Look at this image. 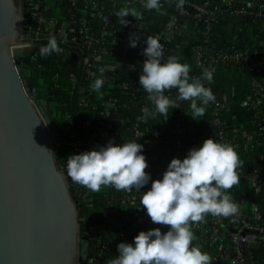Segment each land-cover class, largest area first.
I'll use <instances>...</instances> for the list:
<instances>
[{"label":"crops","instance_id":"0c3cea01","mask_svg":"<svg viewBox=\"0 0 264 264\" xmlns=\"http://www.w3.org/2000/svg\"><path fill=\"white\" fill-rule=\"evenodd\" d=\"M77 0L76 6H80L78 13L86 18L94 16L98 8L112 15L114 20L115 35L119 36L117 44L109 43L101 52L99 62L94 67H88L93 83L96 78L105 79V84L100 92L91 88L85 93L84 104L79 114L82 122L85 124L95 122L105 107H112L124 116L143 115L142 109L152 105L148 100V94L141 88L139 77L142 73V65L147 59L142 55V44H146L149 35L160 37L162 33L165 37V59L168 55H175L181 63H187L191 66L190 75L200 77L198 67V49L204 44L205 38L210 37L212 48L220 49L227 45L247 46L250 53H257L264 57V19L254 21L239 12H230L226 14L223 20H215L214 24L207 31L203 26L197 28L191 19H180L181 12L176 7V0H161L163 7L159 12L156 10H147L143 7L144 0ZM41 13L45 16V21L50 19V26L64 25L70 26L67 16V5L69 0H44L41 2ZM134 8L141 16V19L129 15L127 19L130 23L127 26L119 21L114 15L123 7ZM175 17V23L171 29L166 25ZM93 18V17H92ZM181 20V21H180ZM162 32V33H161ZM137 35L140 42L135 48L130 46V36ZM27 56H24L26 60ZM27 66L24 69L32 82L43 94H48L52 89L58 92V98L55 96L49 102L51 115L57 130L66 136V141L62 142L58 153L63 160L67 159L72 148L71 131L69 119L67 116L66 103L57 102L56 99H68L74 86V76L81 68V59L79 56H72L67 52L52 53L47 57H42L38 52L34 55V60L26 61ZM104 72L101 76L100 69ZM213 71V82L203 81L206 87H210L216 96V102H219L221 109V119L224 121L227 129L228 141L218 140L211 137L210 133L217 125V118L213 115L212 104L207 107L206 113L198 117L199 121L191 117L190 102L178 101L181 108L169 109L168 118L156 117L143 121L140 128L149 129L160 136H169L177 120H183L190 129L184 147L166 145L158 141L148 143L144 140L143 134H128L124 132L116 144L125 142H138L144 145L143 154L146 156L149 167L146 169L151 174L152 180L162 179L163 173L167 170L173 158L183 160L190 149L193 147H202L203 139H215L219 143L231 144L237 151L243 166L237 169L239 184L229 190L231 197L238 204L242 216H252L255 213L264 214V183L253 180L241 173H248L251 169L257 168L264 171V103L258 109L251 108L247 104L248 97L255 91L260 84L261 91L264 93V69L249 71L244 67L233 64H223L215 62L211 66ZM138 91V98L131 102V91ZM178 89L166 93L170 99L176 100ZM50 92V91H49ZM49 95H52L49 93ZM68 119V121H67ZM107 130V128H106ZM108 131V130H107ZM104 145L107 144L110 135L102 136ZM202 139V140H201ZM86 151L95 148H86ZM98 149V148H97ZM157 157L152 160L154 155ZM75 191L84 192V195L78 197L81 204V210L87 222L105 224V222H121L124 229L118 227L106 226L103 239L106 248L98 254L95 247H92L90 256H94L96 264H106L107 260L118 256V244L121 242L133 243L134 237L139 234L135 230L139 227L135 222L137 206L135 203L124 204L115 203L113 196L118 190L112 187H102L98 193H93L85 187L75 183ZM80 195V194H79ZM119 210V213L115 212ZM119 216V217H118ZM205 219L215 220L217 222H239V216L229 218L214 217L211 214ZM197 226L192 225V231L195 235L194 246H198L202 251L207 252L212 257V264H230L229 251V231L230 228L224 227L220 231L216 226L210 235L206 224ZM159 227L162 232L169 230L168 226L150 223L143 227L141 231H147ZM249 254L252 258V264H264V246L252 245Z\"/></svg>","mask_w":264,"mask_h":264},{"label":"clouds","instance_id":"9594fccd","mask_svg":"<svg viewBox=\"0 0 264 264\" xmlns=\"http://www.w3.org/2000/svg\"><path fill=\"white\" fill-rule=\"evenodd\" d=\"M184 4L185 0H176L178 10ZM143 7L159 12L163 5L161 0H144ZM114 15L123 26L130 23L125 19L129 15L141 19L134 8L127 6ZM174 23L175 17L166 27L171 29ZM139 42V36H130L131 47L135 48ZM146 44L142 55L147 59L142 65L139 84L153 107L151 110L144 107L141 118L167 120L170 108H181L178 100L190 102L189 115L199 121L208 105L216 102L211 88L203 83L213 82V71L204 68L200 77H193L191 66L181 63L177 56L168 55L165 59L159 37L149 35ZM62 51L55 35L39 49L42 57ZM100 72L102 76L104 69ZM104 84L105 79L98 77L91 87L100 92ZM175 89H178L177 99L173 100L166 93ZM143 150L144 145L138 142L116 144L109 140L98 149L70 155L67 160V173L74 183L93 193L100 192L102 187L128 193L135 190L141 193L140 208L146 210L151 222L169 228L167 232L159 227L140 231L133 243L118 244L119 255L106 264H212V257L193 245L192 225L203 222L209 214L223 218L239 214V206L229 194L239 184L237 169L243 166L237 151L231 144L206 139L202 147L190 149L183 160L173 158L162 179L152 180L146 171L149 164ZM150 181L151 188L141 192Z\"/></svg>","mask_w":264,"mask_h":264},{"label":"water","instance_id":"95a60500","mask_svg":"<svg viewBox=\"0 0 264 264\" xmlns=\"http://www.w3.org/2000/svg\"><path fill=\"white\" fill-rule=\"evenodd\" d=\"M24 10L23 0H0V264H90L87 231L97 227L85 223L58 153L66 136L53 121L52 96L24 70V56L35 53ZM240 248L252 264L246 243Z\"/></svg>","mask_w":264,"mask_h":264},{"label":"built area","instance_id":"2783aa9c","mask_svg":"<svg viewBox=\"0 0 264 264\" xmlns=\"http://www.w3.org/2000/svg\"><path fill=\"white\" fill-rule=\"evenodd\" d=\"M25 1V25H24V34H43V35H60L64 38H72L77 39L75 32L76 28L72 25V22H76L79 25V32L87 31L91 28V24L98 23L100 24V28L96 31H92L90 33H86L84 35L83 43L87 48H92L96 43L99 44V48L97 51H89L86 55L87 61V72L88 67H94L99 62V58L101 52L104 47L109 43L117 44L119 41V36L115 35L114 30V20L112 15L109 13L102 11L100 9H96L94 12V16L90 18H86L78 13L80 6H76L77 0H69V4L67 5V16L70 14L69 22L70 26L66 28L64 25L51 27L49 23L50 19L46 22L44 14L41 13V2L44 0H24ZM226 2L229 0H225ZM253 3L258 2V0H251ZM88 0H83L82 3H87ZM191 5H193L197 12L194 13V19H191L195 24H197L198 19L203 18L204 14L207 16L204 17V27L208 31L210 27L214 24L216 17L218 16V12L210 8V0H191ZM264 5V2H262ZM185 8L180 9V12H184ZM232 12H239L248 17V19H252L251 14L253 13L248 9H236ZM254 20V19H253ZM210 37L205 38V42L198 49V67L200 71V76L204 68H208L211 70V66L215 62H220L223 64H233L239 65L241 67L246 68L249 71L254 70H262L264 69V57H261L257 53H250L249 48L247 46H235V45H227L226 47L215 49L212 48L210 44ZM28 44L34 45L32 42H28ZM146 48L145 44H142L141 49ZM67 52L70 55L71 51H62ZM79 54L77 53L76 56ZM88 84L86 88L82 92L81 104H84L85 93L91 88V76L90 73L86 76ZM74 87V86H73ZM261 85L258 84L255 91L248 97L247 104L251 106V108H260L264 103V93L261 91ZM138 98V91L132 90L130 101L134 102ZM115 111L112 107H105L102 110L101 115L95 122H91L86 124L89 128V131L93 134V144L86 145L80 139H73V132L70 125V133L72 139V148L70 153L65 160L67 162L68 157L70 155L75 154L78 150L86 151L88 148H99V146L104 145V140H102V136L110 135L111 138L109 140L117 141L118 138L124 133V131L120 128L121 124H125L131 126L134 130V133L141 132L143 134L144 140L148 143H152L154 141H158L160 143L166 144L168 146L174 145L177 147H184L187 143L186 139L190 134L189 126L183 120H177L172 128V134H177V137L170 136H160L156 134V132L149 131V129L140 128V125L144 121L141 115L135 116H117L114 115ZM212 112L215 118H217V125L211 131V137H216L218 140L228 141L229 137L227 135V129L224 121L221 119V109L219 102H215L212 104ZM96 123V127L94 126ZM107 128V130H106ZM145 132H150L152 136L145 137ZM202 140V139H201ZM203 142L205 139L202 140ZM157 157L155 154L152 158L154 160ZM242 176L249 177L253 180L258 181L259 183H264V171L259 170L257 168L251 169L248 173H241ZM151 188V183L149 182L144 188L141 189V192H146ZM77 193V192H76ZM80 194V195H79ZM230 194V193H229ZM84 195L83 191L77 193V196ZM231 195V194H230ZM141 193L136 192H121L120 194H115L113 196V201L115 203H124L131 204L135 203L137 206V212L135 217V223L139 227V232L143 229V227L147 226L150 222H146L150 220L147 215L146 210L140 208L142 205L140 204ZM232 198V197H231ZM233 200V198H232ZM234 201V200H233ZM235 202V201H234ZM236 203V202H235ZM79 204V199H78ZM237 204V203H236ZM238 205V204H237ZM240 217L239 222H233L231 225V229L229 231V251L228 256L230 260V264H246L244 258V252L240 248V243L245 242L247 249L251 248L252 245L256 244L259 247L264 246V214L263 213H255L252 216H242L239 208ZM197 226H201L200 223L196 224ZM251 257V256H250ZM252 261V258H251Z\"/></svg>","mask_w":264,"mask_h":264},{"label":"trees","instance_id":"16d2710c","mask_svg":"<svg viewBox=\"0 0 264 264\" xmlns=\"http://www.w3.org/2000/svg\"><path fill=\"white\" fill-rule=\"evenodd\" d=\"M191 0H185V4H184V8L185 11L181 13L180 15V19H194V13L197 12V9L191 5L190 3ZM262 2H264V0H258V2L253 3L251 0H229V1H225V0H210V8L217 11L218 12V20H223L224 16L230 12H232L233 10L236 9H248L251 10L253 13L251 14V17L254 21H260V19H264V5L262 4ZM207 15L204 14L203 18L198 19L197 24L195 25L197 28H201L204 26L205 21H204V17H206ZM68 17H70V14H68ZM180 20V21H181ZM72 25L76 28V37L77 39H72V38H64L58 34H56V38L58 40V44L60 46L61 49H63V51H71L72 56H76L77 53L79 54L78 56L81 59V68L79 69V71L75 74L74 78V87L72 88V92L70 94V97L68 99H56L57 102H62V103H66L67 105V116L68 119L71 123V130L73 132V139H80L84 144L86 145H91L93 144L94 140H93V134L89 131V128L87 127V125L82 122L81 118H80V114L79 111L82 107L81 104V99H82V92L83 90L86 88L88 81L86 79V76L89 75V73L87 72V61H86V55L89 51H97L99 48V44L96 43L95 45L92 46V48H87L86 45L83 43L84 41V35L86 33H90L92 31H96L100 28V24L95 23V24H91V28L87 31L84 32H79V25H77L76 22H72ZM162 33V32H161ZM52 35H43V34H39V35H35V34H30L28 36V39L30 40V42L34 43L35 46V53L34 55L38 52V50L42 47V46H46L48 43V39L49 37ZM159 37V36H158ZM161 43L164 45V50H165V37L164 34L162 33V35L159 37ZM34 55L32 56H27L26 60H29L31 62V60H34ZM50 91V92H49ZM48 91V94H42V96L47 97L49 95V93L52 94V92H54L52 89H50ZM58 93V92H57ZM55 96V95H54ZM56 98H58L57 96H55ZM50 105V104H49ZM116 111V110H115ZM114 115L117 116H122L121 113L119 112H115ZM94 126L96 127V123H94ZM120 128L128 133V134H132L134 133V130L131 126L125 125V124H121ZM215 128V126H214ZM145 137H149L152 136V134L150 132H145L144 134ZM170 137H177V134H170ZM82 152H85L84 150H78L75 152V154H80ZM151 183V181H150ZM122 191L118 190V194H120ZM79 207L81 208V204L79 202ZM119 217V216H118ZM239 221V219H238ZM146 222H150V220H147ZM202 225L206 224L209 230L210 235L216 232H213V228L214 226H216L220 231H222L224 229V227L226 228H230L231 229V225L228 222H217L215 220H211V219H205L203 222H201ZM138 229L135 230V233L138 234Z\"/></svg>","mask_w":264,"mask_h":264},{"label":"flooded vegetation","instance_id":"af4514ba","mask_svg":"<svg viewBox=\"0 0 264 264\" xmlns=\"http://www.w3.org/2000/svg\"><path fill=\"white\" fill-rule=\"evenodd\" d=\"M88 223L90 225H94L97 228H93L92 230H88L87 232L92 236L91 240H90V244H89V254L92 250V247H95L98 254L100 255V253L106 248V243L103 239V234L105 232L106 226L110 225L111 227H118L115 225V223H110V222H105V224H98V223H90V222H85ZM120 224H122L121 222H118ZM121 230H123V227H119ZM94 257V256H93ZM95 260H93L94 262ZM92 262V263H93ZM90 263V264H92ZM96 264H99L98 261L96 262Z\"/></svg>","mask_w":264,"mask_h":264},{"label":"rangeland","instance_id":"374dc122","mask_svg":"<svg viewBox=\"0 0 264 264\" xmlns=\"http://www.w3.org/2000/svg\"><path fill=\"white\" fill-rule=\"evenodd\" d=\"M23 1H24V0H23ZM26 66H27V64L25 63L23 67L26 68ZM54 95H57V96H58L59 94H58V93H55V92H52V95H51L52 98L54 97ZM52 98H51V101L53 100ZM53 101H55V100H53ZM67 121H68V119H67ZM65 141H66V140H65ZM78 207H79V206H78ZM79 209H81V208L79 207Z\"/></svg>","mask_w":264,"mask_h":264}]
</instances>
